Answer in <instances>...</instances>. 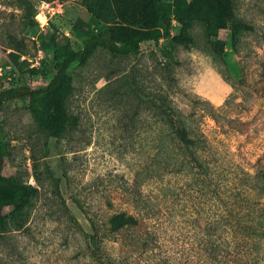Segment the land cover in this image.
I'll return each mask as SVG.
<instances>
[{"label": "rangeland", "instance_id": "obj_1", "mask_svg": "<svg viewBox=\"0 0 264 264\" xmlns=\"http://www.w3.org/2000/svg\"><path fill=\"white\" fill-rule=\"evenodd\" d=\"M163 3L171 39L124 55L99 46L73 63L44 102L60 137L29 98L0 106L3 174L35 189L25 208L6 212L0 264H96L105 247L113 259L145 230L155 244L134 264H213L201 241L216 233L201 228L215 219L219 179L230 209L264 235V0ZM152 24L146 0H0V90L46 86L52 61L92 30L123 42ZM177 126L198 145L173 138ZM149 209L146 227L111 233L113 215ZM259 243L250 256L264 264Z\"/></svg>", "mask_w": 264, "mask_h": 264}, {"label": "trees", "instance_id": "obj_2", "mask_svg": "<svg viewBox=\"0 0 264 264\" xmlns=\"http://www.w3.org/2000/svg\"><path fill=\"white\" fill-rule=\"evenodd\" d=\"M146 5L153 23L149 31H144L127 41L120 42L108 27L92 30L82 48L52 61L54 76L46 86L32 88L28 85H20L4 88L0 90V106L18 99L29 98L33 111L40 116L44 127L54 137H60L64 132V127L52 120L44 102L63 87L73 63L84 61L99 46L107 48L114 54L124 55L138 53L140 45L144 41L159 43L161 40L172 38L174 21L172 8L163 3V0H146ZM172 132V137L179 139L185 147L190 148L198 145L197 142L199 141H196L195 136H192L188 129L177 126L173 127ZM5 156L6 153L0 144V232L5 226L7 210L18 212L25 208L35 193L33 187L15 183L3 174ZM214 194L217 206L214 210V221L202 228L195 224L198 229L204 228L208 233H216L213 234L215 240L201 241V250L207 254L206 257L213 264H256L255 257L250 256V247L252 246L253 250L255 248L258 251L259 242L264 238L263 233L246 225L248 220H244L241 211L236 210L235 204L232 206L233 209H230V190L225 187L220 179ZM145 213H147L146 217L141 213L135 215L125 211L113 215L109 221L111 233L146 227L153 220L151 218H154V212L149 209ZM154 234L155 232L145 230L144 237L135 236L130 240L127 239L128 241L124 243L122 242L118 247L116 257L113 259L108 253L112 246L109 247L110 249L105 247L107 255L102 259L96 258V264H134L135 254L147 252L153 247L155 244L153 241ZM221 235H225L227 238ZM90 249L96 254L100 247L96 246ZM154 264L158 263L154 262ZM164 264L169 263L166 261Z\"/></svg>", "mask_w": 264, "mask_h": 264}]
</instances>
